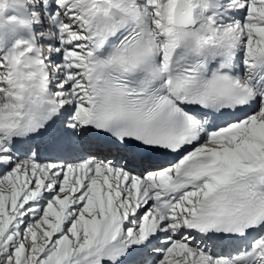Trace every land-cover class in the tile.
<instances>
[{"label":"snow or ice","instance_id":"snow-or-ice-1","mask_svg":"<svg viewBox=\"0 0 264 264\" xmlns=\"http://www.w3.org/2000/svg\"><path fill=\"white\" fill-rule=\"evenodd\" d=\"M0 264H264V0H0Z\"/></svg>","mask_w":264,"mask_h":264}]
</instances>
